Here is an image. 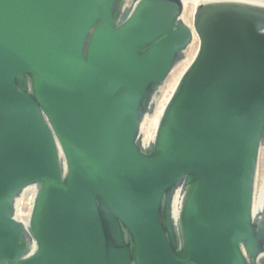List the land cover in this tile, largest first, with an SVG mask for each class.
I'll return each mask as SVG.
<instances>
[{
    "label": "water",
    "instance_id": "obj_1",
    "mask_svg": "<svg viewBox=\"0 0 264 264\" xmlns=\"http://www.w3.org/2000/svg\"><path fill=\"white\" fill-rule=\"evenodd\" d=\"M0 264H264V0H0Z\"/></svg>",
    "mask_w": 264,
    "mask_h": 264
},
{
    "label": "bare ground",
    "instance_id": "obj_2",
    "mask_svg": "<svg viewBox=\"0 0 264 264\" xmlns=\"http://www.w3.org/2000/svg\"><path fill=\"white\" fill-rule=\"evenodd\" d=\"M190 10H191V7H188V11H190ZM186 18H189V14L188 13L186 14ZM261 177H262V170H260V172H259L258 182H260Z\"/></svg>",
    "mask_w": 264,
    "mask_h": 264
}]
</instances>
